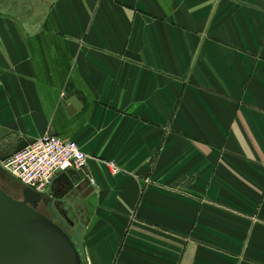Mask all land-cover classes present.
I'll return each instance as SVG.
<instances>
[{"label": "crops", "instance_id": "crops-1", "mask_svg": "<svg viewBox=\"0 0 264 264\" xmlns=\"http://www.w3.org/2000/svg\"><path fill=\"white\" fill-rule=\"evenodd\" d=\"M44 10L0 12V162L48 131L89 156L53 182L83 264H264V0Z\"/></svg>", "mask_w": 264, "mask_h": 264}, {"label": "water", "instance_id": "water-1", "mask_svg": "<svg viewBox=\"0 0 264 264\" xmlns=\"http://www.w3.org/2000/svg\"><path fill=\"white\" fill-rule=\"evenodd\" d=\"M21 194L17 199L0 185V264H83L66 228L38 209L43 194L24 184ZM54 211L70 221L67 213Z\"/></svg>", "mask_w": 264, "mask_h": 264}, {"label": "built area", "instance_id": "built-area-1", "mask_svg": "<svg viewBox=\"0 0 264 264\" xmlns=\"http://www.w3.org/2000/svg\"><path fill=\"white\" fill-rule=\"evenodd\" d=\"M88 158L76 141L48 131L1 161L0 166L24 185L45 193L60 172L83 170ZM111 165L115 172L119 171L113 163Z\"/></svg>", "mask_w": 264, "mask_h": 264}, {"label": "rangeland", "instance_id": "rangeland-1", "mask_svg": "<svg viewBox=\"0 0 264 264\" xmlns=\"http://www.w3.org/2000/svg\"><path fill=\"white\" fill-rule=\"evenodd\" d=\"M44 2H45V0H0V12L3 14L7 13V14L17 16V17L22 16L24 19H26V18L31 19L32 17H34L33 15H36V14H34L35 12H38V11L41 12L45 9V3ZM32 13H33V15H32ZM0 169L7 172L1 166H0ZM0 184L13 197H15L17 199L22 198V194H21L22 186L21 185L18 186V184L14 183L12 186L9 182H6L3 179V177H1V175H0ZM43 211L45 214L50 215L52 217V215L50 214L49 211H46V210H43ZM76 220H77L76 216L72 215V216H70L69 223L72 224ZM70 224H66L67 226L65 225V227L70 228L68 226Z\"/></svg>", "mask_w": 264, "mask_h": 264}, {"label": "flooded vegetation", "instance_id": "flooded-vegetation-1", "mask_svg": "<svg viewBox=\"0 0 264 264\" xmlns=\"http://www.w3.org/2000/svg\"><path fill=\"white\" fill-rule=\"evenodd\" d=\"M64 187V188H63ZM62 187V190L59 188H56L55 183H53L48 191H46L43 194L42 201L38 204V209L44 213L43 210L50 211L52 210V217L50 215H47L56 221H58L60 224H62L64 227L68 221L64 218H60L59 214L55 213L54 208H57L63 215L64 213H67L70 216H72V212L67 210L64 207V200L65 201H71L74 200L73 195L71 194L74 190V185L72 182L68 180L67 184ZM62 196V197H61Z\"/></svg>", "mask_w": 264, "mask_h": 264}, {"label": "trees", "instance_id": "trees-1", "mask_svg": "<svg viewBox=\"0 0 264 264\" xmlns=\"http://www.w3.org/2000/svg\"><path fill=\"white\" fill-rule=\"evenodd\" d=\"M76 170V169H75ZM0 175H1V177H3V179L6 181V182H9L12 186H13V184L15 183V184H18V186L19 185H21V186H23V184L18 180V179H16L13 175H11L10 173H8V172H5V171H3L2 169H0ZM1 185V184H0ZM5 189V188H4Z\"/></svg>", "mask_w": 264, "mask_h": 264}, {"label": "bare ground", "instance_id": "bare-ground-1", "mask_svg": "<svg viewBox=\"0 0 264 264\" xmlns=\"http://www.w3.org/2000/svg\"><path fill=\"white\" fill-rule=\"evenodd\" d=\"M45 3V2H44Z\"/></svg>", "mask_w": 264, "mask_h": 264}]
</instances>
